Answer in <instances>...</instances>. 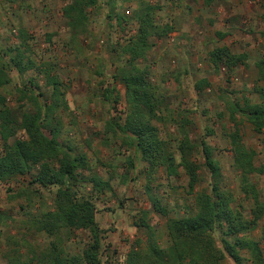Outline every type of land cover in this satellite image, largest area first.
Returning a JSON list of instances; mask_svg holds the SVG:
<instances>
[{"label":"rangeland","instance_id":"374dc122","mask_svg":"<svg viewBox=\"0 0 264 264\" xmlns=\"http://www.w3.org/2000/svg\"><path fill=\"white\" fill-rule=\"evenodd\" d=\"M69 2L0 0V68H5L9 81L0 89V96L5 107L19 114L31 112L26 100L30 92L41 93V103L50 99L46 74L60 82L65 106L54 112L55 121L60 123L58 141L70 147L73 155L85 157L86 168L79 171L75 189L79 195L92 199L96 221L105 232L102 264H124L135 244L145 240L144 229L138 225L142 212H149L147 222L156 233L158 245L167 246V218L183 216L185 207L191 204L183 169H178L177 176L168 177L160 167L149 181L148 165L139 153L122 143V137L104 133L110 118H119L122 123L126 114L124 87L119 81L124 66L120 49L136 32L138 11L144 12L148 6L160 36L149 38V49L136 65L147 71V82L155 89L159 102L160 120L153 121L152 126L158 129L159 140L178 162L177 147L182 139L178 125L187 119L185 130L196 148L192 159L200 166L201 182L195 192L209 189L210 175L202 166L204 142L220 166L221 186L233 195L232 206L250 218L253 203L242 194L240 175L232 165L228 135L233 126L226 106L231 102L243 106L246 102L264 107L263 85L255 67L264 57L263 1L96 0L95 6L86 9L85 32L76 37L63 12ZM216 31L226 36L222 38ZM219 48H227L233 55H245L246 60L229 71L224 65L215 69L208 55ZM17 53L33 62V68L20 72L13 67L10 59ZM200 80L207 85L199 91L196 84ZM112 88L116 91L107 101L103 92ZM236 121L242 143L255 153L254 165H263L264 136L256 134L241 115ZM17 136L23 138L24 134L19 132ZM90 178L107 181L109 190L95 193ZM250 180L264 200V173L253 175ZM30 182L31 177L23 175L0 183V264H6L7 241L25 242L37 248L48 245L47 237L31 230L29 218L51 209L56 188L44 189ZM152 196L166 210L167 217L153 211ZM263 225L264 218L245 236L263 246ZM214 237L219 244L217 232ZM87 241L84 231L63 235V249L79 254ZM20 252L23 258L28 255L26 249ZM241 255L244 264H252L246 253ZM222 264L235 263L226 255Z\"/></svg>","mask_w":264,"mask_h":264},{"label":"trees","instance_id":"16d2710c","mask_svg":"<svg viewBox=\"0 0 264 264\" xmlns=\"http://www.w3.org/2000/svg\"><path fill=\"white\" fill-rule=\"evenodd\" d=\"M95 5L96 0H70L64 9L69 29L75 37L85 32L86 9ZM150 10L148 6L144 12L138 11L136 32L120 49L124 66L120 70L119 81L124 87L127 109L122 123L114 117L107 121L104 133L113 138L122 137V143L139 153L148 165L149 181L160 167L165 169L168 177L177 176L178 169H183L191 204L185 207L183 216L167 218L169 242L164 248L158 245L156 233L147 222L149 212H142L138 225L144 229L145 240L135 244L136 248L127 254L124 264H222L226 255L235 264H244L241 252L249 256L252 264H264V245L245 236L247 232L255 230L264 218V200H261L250 180L251 176L264 173V164L259 167L254 165L255 153L242 143L236 121L241 115L256 134L264 136V107L246 102L243 106L238 102L226 106L233 126L228 135L232 165L240 175L242 194L253 203L250 218H246L232 206L233 195L221 186L223 178L220 166L204 142H201L202 166L210 175L209 189L195 192L196 185L201 182L198 173L200 166L192 159L196 148L185 130L187 119L184 118V122L181 120L183 123L178 125L182 134L177 147L180 155L178 162L167 145L159 140L158 129L152 126L153 121L160 120L157 111L159 102L155 89L147 82V71L136 65L149 49V38L160 36L158 27L150 17ZM261 37L264 42V29ZM10 60L20 72L33 68L34 63L21 53ZM244 60L245 55H233L227 48L215 49L208 55V61L215 69L224 65L228 71ZM255 67L264 92V57L256 62ZM113 79L117 78L113 76ZM45 82L51 88L50 99L41 103L39 98L42 94L30 92L26 100L32 107L31 112L19 114L5 107L4 98L0 96V183L29 175L32 185L44 189L50 186L56 188L51 209L41 210L29 218L31 230L47 237L48 245L37 248L25 242L7 241L9 250L5 254L6 264H102L105 232L96 221L92 199L79 195L75 189L79 171L86 168L85 157L73 155L70 147L58 141L60 123L55 121L54 112L65 106L64 94L60 82L53 76L46 74ZM8 83L5 68L1 67L0 89ZM206 85V81L200 80L196 88L200 91ZM115 91L114 88L104 90L103 96L108 101V96ZM117 101L118 95L113 102L116 104ZM19 132L24 134L23 138L17 136ZM261 143L264 150V138ZM89 183L92 191L98 194L110 188L109 183L101 179L90 178ZM150 200L153 211L167 217L166 210L158 200L153 196ZM76 231L86 232L88 241L79 254H71L63 249V235H72ZM216 232L219 234V244L214 237ZM261 241L264 243V225ZM22 249L28 252L26 258L20 252Z\"/></svg>","mask_w":264,"mask_h":264},{"label":"crops","instance_id":"0c3cea01","mask_svg":"<svg viewBox=\"0 0 264 264\" xmlns=\"http://www.w3.org/2000/svg\"><path fill=\"white\" fill-rule=\"evenodd\" d=\"M215 33H216V35H219V36H221L222 38L226 36L225 34H221V33L218 32V31H216Z\"/></svg>","mask_w":264,"mask_h":264}]
</instances>
